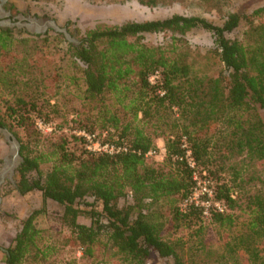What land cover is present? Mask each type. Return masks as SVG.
<instances>
[{
	"label": "trees",
	"instance_id": "trees-1",
	"mask_svg": "<svg viewBox=\"0 0 264 264\" xmlns=\"http://www.w3.org/2000/svg\"><path fill=\"white\" fill-rule=\"evenodd\" d=\"M71 25L67 21L71 39L57 32L55 49L48 34L20 37L0 27V82L18 81L19 73L34 76L28 63L35 56L43 62V78L26 81L64 77L79 90L84 111L74 113L70 126L107 133L105 141L129 150L95 153L83 137L67 133L45 142L37 121L58 116L57 103L38 90L6 101L0 127L15 136L14 128L23 131L15 188L21 194L41 191L43 204L21 219L12 243L2 250L4 264L45 261L61 245L81 247L97 264H150L153 255L174 264H264V179L253 177L264 166V6L231 11L219 24L174 14L87 30ZM195 29L214 37L206 70L196 69L199 53L184 39ZM235 31L241 37L228 36ZM148 33H165L171 40L152 44L145 40ZM217 64L226 73L213 70ZM156 72L160 76L152 82ZM158 138L166 150L161 164L147 156L158 148ZM74 141L83 147H73ZM198 168L215 180V199L225 206L210 209L209 223L202 207H181L195 190ZM254 178L261 186L243 194V184ZM123 198L127 202L121 205ZM50 202L68 231L58 243L36 222L49 212ZM239 209L246 213L243 221ZM209 225L220 230L219 247Z\"/></svg>",
	"mask_w": 264,
	"mask_h": 264
},
{
	"label": "rangeland",
	"instance_id": "rangeland-1",
	"mask_svg": "<svg viewBox=\"0 0 264 264\" xmlns=\"http://www.w3.org/2000/svg\"><path fill=\"white\" fill-rule=\"evenodd\" d=\"M7 3L11 15H22V17L27 18L36 17L40 23L51 19L61 28L66 27L67 21H71V30L76 28L87 30L98 24H121L129 20L163 19L174 14L201 16L219 24L231 11H252L264 6V0H166L155 5L142 4L138 0H7ZM14 30L21 35L20 37H26L30 33L48 34L50 37L49 45L52 49H55L59 43V40L56 39L59 37L57 35L59 31L53 27H49L45 32H35L34 29L30 30L23 26H15ZM241 35L240 31L228 34L229 37H241ZM184 39L192 51L199 53L196 69L206 70V54L208 50L215 47L213 34L205 29H195L189 32ZM37 40L39 41L36 42H41L39 37ZM145 40L152 44H166L171 40V37L165 33H148L145 35ZM60 47L66 48L63 43L60 44ZM22 49L23 47L17 51L21 53ZM34 57L31 56L28 63L34 65V76L28 75V73H19L16 77L18 81L0 82V115L6 109V101L11 102L17 96L34 95V91L38 90L44 99L52 98V103H57L59 109V115L52 120L40 119L37 121L38 127L39 121L45 124L43 128L39 127L45 142L47 139H56L66 135V133L79 136L75 133L79 129L70 126L71 120L76 118L74 113L77 110L84 111L83 105L80 104L79 90L70 81H66L64 77H61L59 81L53 77L48 78L47 81H26L28 77L43 78V75H40V69H45L40 65L43 62L32 59ZM68 66L72 69L69 63ZM213 70L224 71L223 65L217 64L213 66ZM224 73L226 72L224 71ZM26 82L28 83L26 84ZM80 87L82 88V84ZM13 131L17 133V136L12 131L0 127V264H4L2 250L12 243L20 227L21 219L26 217L34 208L42 207L43 204L41 191L34 190L27 194H21L15 188L19 178L17 167L22 160L18 137H23V131L21 128H14ZM97 134L100 140L105 141L106 137L103 139V134ZM71 145L77 149L83 147L82 143L75 141ZM157 145L158 148L152 155H148V159L150 162L161 164L164 161L166 151L164 140L158 138ZM84 146L87 148L86 141ZM237 160L240 161L241 159L238 158ZM195 175L197 177L195 190L192 196L182 203L181 207L185 209L190 203L202 207L205 223H209L210 212L205 215L202 203L207 201L210 203L209 211L212 208H217L215 203L219 201L215 199L214 195L215 180L206 172H201L199 168L196 169ZM253 175V177L258 175L264 179V166L257 167ZM225 177L226 180H230L233 175L228 171L225 173ZM260 183V180L254 178L249 181L248 185L243 184L245 187L243 194L246 192L253 193L257 187L261 186ZM210 191L213 193L210 194ZM126 202L125 198L120 200L121 205ZM222 205L224 206V204ZM55 207V203L50 202L49 212L39 216L36 222L39 227L50 229L52 240L58 243L68 231L61 227L55 218L56 216L53 214ZM237 214L241 216V221L246 218V213L242 209L237 210ZM209 232L212 241L217 243L216 247H219L221 238L219 228L209 225ZM61 246H59L61 249L58 253L52 255L48 260L29 261L26 264H97L96 260L83 255L81 247L77 245ZM149 263L174 264V261L153 255Z\"/></svg>",
	"mask_w": 264,
	"mask_h": 264
},
{
	"label": "built area",
	"instance_id": "built-area-1",
	"mask_svg": "<svg viewBox=\"0 0 264 264\" xmlns=\"http://www.w3.org/2000/svg\"><path fill=\"white\" fill-rule=\"evenodd\" d=\"M160 74L159 72L154 73L151 76V81L152 82H156V80L159 78ZM39 127L43 128L45 126V124L42 121H39ZM76 134H78L79 136L83 137L85 139V141L87 142V148L88 150L95 152V153H102V152H106V153H118V152H122V151H128L129 147L127 145H122V144H116L114 142H108V141H103L99 139V135L97 133H90L87 132L86 130H77L75 131ZM107 133H104L103 139L106 137ZM156 150L150 151L147 153L148 155H152ZM166 152V151H165ZM188 156L191 155V151L188 150ZM189 163L192 167H195V161L193 160V158L190 157L189 159ZM196 176V175H195ZM197 179V177H195V180ZM197 181V180H196ZM209 188V187H208ZM213 192L210 191V194H212ZM199 204V203H198ZM209 205L210 203L207 202H203L202 206L204 207V213L205 215L209 214ZM216 207L218 210L220 211H224L225 207L220 203V202H216L215 203Z\"/></svg>",
	"mask_w": 264,
	"mask_h": 264
},
{
	"label": "flooded vegetation",
	"instance_id": "flooded-vegetation-1",
	"mask_svg": "<svg viewBox=\"0 0 264 264\" xmlns=\"http://www.w3.org/2000/svg\"><path fill=\"white\" fill-rule=\"evenodd\" d=\"M30 23H31L30 19H28L27 17H22V15L21 16L11 15V10L8 7L7 0H0V27L14 29L15 26L16 27L23 26L29 29Z\"/></svg>",
	"mask_w": 264,
	"mask_h": 264
},
{
	"label": "water",
	"instance_id": "water-1",
	"mask_svg": "<svg viewBox=\"0 0 264 264\" xmlns=\"http://www.w3.org/2000/svg\"><path fill=\"white\" fill-rule=\"evenodd\" d=\"M30 19V27L29 29H34L33 31L35 32H45L49 27H53L54 29H56L57 31L59 32H63L65 33V35L67 36V38L71 39V35L70 33L68 32L67 28L66 27H59L54 20H47V21H44L43 23H40V21L34 17V18H28ZM74 40V39H73ZM11 134V133H10Z\"/></svg>",
	"mask_w": 264,
	"mask_h": 264
}]
</instances>
